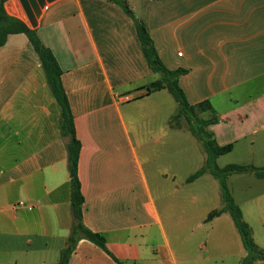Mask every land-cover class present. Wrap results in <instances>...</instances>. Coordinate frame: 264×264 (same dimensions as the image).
<instances>
[{
    "label": "crops",
    "instance_id": "obj_1",
    "mask_svg": "<svg viewBox=\"0 0 264 264\" xmlns=\"http://www.w3.org/2000/svg\"><path fill=\"white\" fill-rule=\"evenodd\" d=\"M126 1L132 16L108 0H56L36 27L23 21L61 68L81 143L83 223L111 254L81 239L68 264H234L233 253L239 264L248 253L229 214L206 222L223 207L219 181L208 171L188 181L207 165L202 142L197 165L188 134L197 137L187 122L174 123L177 104L173 113L164 107L168 90L148 93L160 76L135 25L145 23L168 70L184 71L177 81L189 104L208 101L221 118L208 131L232 150L219 157L242 142L251 153L264 139V0ZM68 141L33 44L10 34L0 47V264H58L74 226ZM230 191L264 249V189L244 205ZM20 202L33 210L14 209Z\"/></svg>",
    "mask_w": 264,
    "mask_h": 264
},
{
    "label": "trees",
    "instance_id": "obj_2",
    "mask_svg": "<svg viewBox=\"0 0 264 264\" xmlns=\"http://www.w3.org/2000/svg\"><path fill=\"white\" fill-rule=\"evenodd\" d=\"M115 2L123 7V9L132 16L131 9L126 0H108ZM5 0H0V47L5 45L10 34H25L39 56L41 65L46 74L48 85L52 91V95L57 101L62 110V132L65 137L69 138L67 143L68 154V171L70 175V193L72 214L74 218V226L71 235L67 238L66 246L61 252L58 264H68L69 258L75 249L77 241L86 239L102 250L110 254L106 247V239L102 233L93 232L87 229L83 223V207L84 197L81 193V182L78 175V164L80 159L81 143L76 135V130L73 121V114L69 105L66 91L63 87L61 76V68L51 52L40 41L35 29L27 26L23 21L10 16L4 7ZM136 32L142 44V51L147 59V62L153 72L160 76V79L151 83L147 89L148 93L157 92L162 89H167L174 97L178 106V112L174 116V123H177L182 118L185 119L189 125L190 132L202 142V145L207 153V165L192 174L188 181L203 176L207 171L214 176L220 183L221 198L223 207L212 210L207 215L206 222L213 220L217 216L228 213L232 218L240 236L244 249L247 251L248 256L239 264H253L256 261H264V249L260 248L254 241L253 231L250 226L244 221L243 211L241 207L235 202L231 195V191L227 185V178L232 174H253L255 177L264 178V168H256L254 166H244L240 164H231L225 168H221L217 164V158L225 155L232 150V144L221 147L213 134L208 131L210 125L216 124L221 121L217 116L213 106L210 102L204 101L196 105H191L186 99L184 91L178 85V77L184 73L183 70L170 71L160 60L154 42L146 29L143 21H136ZM209 112L211 117L204 119L201 114ZM111 255V254H110ZM114 258V257H113ZM114 260L121 264L117 259Z\"/></svg>",
    "mask_w": 264,
    "mask_h": 264
},
{
    "label": "rangeland",
    "instance_id": "obj_3",
    "mask_svg": "<svg viewBox=\"0 0 264 264\" xmlns=\"http://www.w3.org/2000/svg\"><path fill=\"white\" fill-rule=\"evenodd\" d=\"M136 1L137 0H130V3L136 4ZM162 95L164 98V102H163L164 107L166 109L168 108V111L172 110V113H173L176 107V102H175V99L173 98L174 96L169 91H165ZM158 120H160V118ZM180 121H183V123L186 122L184 118L179 120L177 123H179ZM157 125L158 127L161 126V124H157ZM184 135L185 134H182V137H184ZM188 135H189L188 136L189 137L188 157H189V160L196 163L197 160H199L198 158L200 157V152L202 151L203 147L197 138L191 136V134H188ZM179 136L181 137L180 134ZM244 146H247L246 142H242L239 145H237L235 151L231 153L230 155L219 157L217 161L218 166L221 168H225L226 166L231 165V164H240L244 166L251 165L256 168H264V139L262 140L261 137L257 139L256 144L255 146H253L251 153H245ZM196 164L198 165V163ZM144 167L146 169V172H148V174L149 173L151 174L153 172L151 166L146 165ZM187 171L188 169L183 171V173L181 172V174H185ZM254 178L255 176L253 174H246V175L232 174L229 176L227 180L228 186L231 190L234 191L233 193H234L235 199L239 204L244 205L243 199L245 198L247 193H250L249 195H251V194L256 193L258 190L264 189V184L261 183L262 185L258 187L256 183L257 181H255ZM257 234H258L259 239L260 237H263L261 234L259 233ZM206 255H207V252L204 249L200 250L201 257H205ZM236 260H237V255L233 253L231 255L230 262L236 264L235 263Z\"/></svg>",
    "mask_w": 264,
    "mask_h": 264
},
{
    "label": "water",
    "instance_id": "obj_4",
    "mask_svg": "<svg viewBox=\"0 0 264 264\" xmlns=\"http://www.w3.org/2000/svg\"><path fill=\"white\" fill-rule=\"evenodd\" d=\"M5 10L10 15L19 16L22 21L27 19L30 21V25L36 27L37 20L41 17L42 9L46 3H52L56 0H13L17 13L14 11L12 3L5 0Z\"/></svg>",
    "mask_w": 264,
    "mask_h": 264
},
{
    "label": "built area",
    "instance_id": "obj_5",
    "mask_svg": "<svg viewBox=\"0 0 264 264\" xmlns=\"http://www.w3.org/2000/svg\"><path fill=\"white\" fill-rule=\"evenodd\" d=\"M46 9H48V6H45V10H46ZM178 56L181 57V56H182V53H179ZM23 207H27L28 209H30V210L32 209V210H33V207H32V206H26V205H25L24 203H22V202L16 204V205L14 206V209L18 210V209H21V208H23Z\"/></svg>",
    "mask_w": 264,
    "mask_h": 264
}]
</instances>
